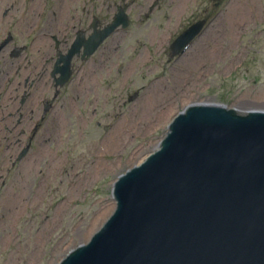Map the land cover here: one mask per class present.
Masks as SVG:
<instances>
[{
    "label": "rangeland",
    "instance_id": "1",
    "mask_svg": "<svg viewBox=\"0 0 264 264\" xmlns=\"http://www.w3.org/2000/svg\"><path fill=\"white\" fill-rule=\"evenodd\" d=\"M99 1V6L105 4ZM139 1L129 9L133 24L118 39L116 53L108 56L105 49L94 57L96 72L88 89L82 90V122H78L81 116L71 118L65 138L67 175L58 176L56 181L63 182L50 183L46 193L39 187L34 201L28 200L34 189L25 195L29 203L46 200L42 206L39 202L37 208L29 207L25 221L14 229L22 244L0 246V264H57L70 250L86 243L115 209L112 188L118 176L156 148L167 133V123L188 104L264 109V0H220L207 33L178 61L170 59L171 36L185 24L177 18L164 22L174 8L172 0H162L151 13L147 2ZM96 9L104 16L102 9ZM143 53L146 61H138ZM157 81L171 96V105L167 104V113L159 119L150 117L149 123H142L147 116L142 110H148L159 94L150 89ZM136 92L140 96L132 101ZM124 122H132L128 138L119 148L104 147L108 138L117 137L115 126ZM77 174L82 176L80 182L74 179ZM33 186L38 188L36 182ZM63 199L66 208L57 216L56 206ZM22 208L21 214L27 211L21 202ZM7 232L0 228V237ZM13 253L17 260L11 258Z\"/></svg>",
    "mask_w": 264,
    "mask_h": 264
},
{
    "label": "water",
    "instance_id": "2",
    "mask_svg": "<svg viewBox=\"0 0 264 264\" xmlns=\"http://www.w3.org/2000/svg\"><path fill=\"white\" fill-rule=\"evenodd\" d=\"M114 193L116 213L61 264H264V112L190 106Z\"/></svg>",
    "mask_w": 264,
    "mask_h": 264
},
{
    "label": "flooded vegetation",
    "instance_id": "3",
    "mask_svg": "<svg viewBox=\"0 0 264 264\" xmlns=\"http://www.w3.org/2000/svg\"><path fill=\"white\" fill-rule=\"evenodd\" d=\"M159 1L149 2V9ZM125 2L116 8L109 4L107 10H113V16H97L99 27L109 24L119 7L129 14ZM54 7L44 16L31 0H0V47L5 44L0 49V212L8 188L17 186L21 193L30 169L35 170L45 158L49 165L53 163L54 146L62 147L70 131L69 127L59 134L55 116L62 112L70 124L71 97L82 95V87L72 90L70 82H59L55 67L78 34L90 30L77 27L81 22L78 6L73 14L75 7L64 1Z\"/></svg>",
    "mask_w": 264,
    "mask_h": 264
},
{
    "label": "bare ground",
    "instance_id": "4",
    "mask_svg": "<svg viewBox=\"0 0 264 264\" xmlns=\"http://www.w3.org/2000/svg\"><path fill=\"white\" fill-rule=\"evenodd\" d=\"M64 1L67 3L68 6H69V4L74 3V0H64ZM31 14L34 15V10L31 11ZM124 36L125 35H123V37ZM120 37H121V35L116 36V34H115V37H114L113 42H112L113 44L108 49L109 52H111V53L115 52L116 53L115 43L118 42V39ZM48 44H50V43H48ZM216 45H217V43H216ZM108 56H109V53H108ZM138 61H142V62L146 61V54H144V53L141 54L138 57ZM89 69H90V74L85 79H84V77H82V80H80V79L77 80V83H80L83 81L82 82V84H83L82 90L88 89V87L91 84L90 83L91 75L96 72L95 67L89 66L88 70ZM197 70L198 69H196V71ZM159 82L160 81H157V86H155L156 85L155 84V85H152L150 88L152 90H156V91H151V92H158L159 94H157L156 97H154L155 100L153 101L152 105L149 107L148 110H145V107L142 110V113H141L142 115H144L145 113L147 114V116H145L144 119L142 120V123H149L148 121H149L150 117L151 118L155 117V118L159 119L160 117H162V115L167 113V107H168L167 104L171 105V102H172L171 96L162 91L163 84H158ZM70 118H73V117H70ZM55 122L57 123V127L61 130V131H59V134H61V135L65 134L69 127L71 129V123L68 124L64 121V116H63L62 112H59L56 114ZM78 122H82V118H80ZM130 125H132V122H128V123L124 122L121 125H116L115 126L116 129L114 130L115 131L114 133L117 135V137L113 136L111 139L108 138L109 140L107 139V141L104 143V147L109 148V149L119 148L118 145L119 144L121 145L124 142V140L126 138H128V135L130 132L128 126H130ZM69 134H70V131H69ZM159 142H160V140L157 142L156 147L159 145ZM39 151H41L40 148H39ZM37 161L38 160H35L34 162H37ZM35 167H36V170H38L40 168V163H37V165ZM57 169H58V167H57ZM52 172H53L52 174H54L55 170H53ZM67 173H68V171L66 172V175H67ZM49 177H50V175L48 174V176H46V178H49ZM52 177H54V176H52ZM74 179H76L77 182H80L82 179V176L80 174H77L74 177ZM9 198H8V200L5 201L4 209L0 213V228H4L7 231H12V226L15 223L16 219L19 217V215H17V213H16V207H15L18 199L13 197L12 200L11 199L9 200ZM65 208H66L65 205H60V209H65ZM59 213L60 212L57 213V216H59ZM2 239H3V243H6L5 242L6 240L7 241L11 240L9 242V244H11L13 246H16V245L20 246L22 244V243H19L17 236L14 237L10 233H7L5 237H2ZM11 258H14L15 260H17L16 255L14 253L12 254Z\"/></svg>",
    "mask_w": 264,
    "mask_h": 264
}]
</instances>
